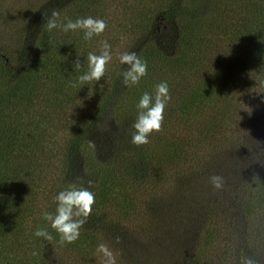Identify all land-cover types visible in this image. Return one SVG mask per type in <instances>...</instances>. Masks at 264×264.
<instances>
[{"label":"trees","instance_id":"trees-1","mask_svg":"<svg viewBox=\"0 0 264 264\" xmlns=\"http://www.w3.org/2000/svg\"><path fill=\"white\" fill-rule=\"evenodd\" d=\"M7 1L0 0V264H103L96 251L102 242L117 264H162L123 244V224L145 216L143 197L171 185L185 164L200 165L205 149L227 140L225 132L237 144L249 114L264 124V0H14L6 9ZM53 11L58 24L91 16L108 28L91 40L82 30L48 31ZM105 40L113 56L105 76L80 85L87 54L99 55ZM125 52L147 61L138 85L122 84ZM77 58L82 67L75 70ZM161 82L172 96L163 131L137 147L131 142L137 105ZM108 115L130 137L101 161L88 137ZM78 159L84 172L75 179ZM260 179L252 201L240 204L243 216L264 209ZM73 184L94 192L96 203L79 240L61 244L43 213L55 215V197ZM222 214L214 209L204 220L209 229L186 264H242L245 257L264 264L258 243L264 225L245 221L252 234L243 239L240 231L236 241L231 231L225 235L231 224ZM38 229L52 241L36 237Z\"/></svg>","mask_w":264,"mask_h":264},{"label":"rangeland","instance_id":"rangeland-1","mask_svg":"<svg viewBox=\"0 0 264 264\" xmlns=\"http://www.w3.org/2000/svg\"><path fill=\"white\" fill-rule=\"evenodd\" d=\"M15 1L24 3L25 0ZM15 1L8 0L6 9H9L11 4L15 6ZM169 49L173 53L177 45L170 46ZM244 74L246 72L243 70L241 75ZM249 105L244 106L243 110H249L252 106L250 101ZM249 116L251 121L245 120L247 125L244 126L245 129L241 128L247 132L242 130L236 134L237 144L231 146V132H225L224 138L227 140L218 144L215 149H205L200 165L185 164L182 172L171 180L167 189L159 191L157 195L146 194L143 197L146 201L143 208L149 206L147 214L142 215V218L135 216L136 218L125 220L123 232L127 238L123 241L124 245L129 243L131 248L137 250V255L154 262L186 264L197 249L200 234L209 229L210 225H204V220L211 218L214 209L220 214L226 212L221 216L225 217L227 224L230 223L231 226L226 227L224 233L228 235L227 232L231 231L236 241L240 231L243 239L245 232L252 234V229L246 228L245 221H248L247 225L250 224V227H263L264 209L259 210V213H252L251 216H243L239 212L240 204L252 201L258 189V179L261 177L260 180H264V124L257 123V113H251ZM129 137V131L120 127L112 115H108L96 130L89 133L88 138L98 159L103 161L112 155L119 143ZM81 165V159H78L75 179L83 177ZM212 175L225 178L224 190L213 189L209 182ZM236 220L240 222L234 227ZM259 238L258 243L262 241L264 244L263 229ZM123 244L121 242L119 246L125 248Z\"/></svg>","mask_w":264,"mask_h":264},{"label":"clouds","instance_id":"clouds-1","mask_svg":"<svg viewBox=\"0 0 264 264\" xmlns=\"http://www.w3.org/2000/svg\"><path fill=\"white\" fill-rule=\"evenodd\" d=\"M51 15L52 18L48 19L45 25L48 31L57 28L62 29L64 32L82 30L85 40H91L94 36L102 35L108 28L105 20L91 16L75 21L69 19L66 24H58L55 17H58L59 13L53 11ZM112 59L111 45L105 40L102 42L99 55L93 52L87 54L89 70L79 76V84L87 85L92 81H100L105 76ZM119 61L122 65L128 66L127 70L121 72L122 84L125 87L138 85L141 79L148 75L147 61L142 60L135 52L120 54ZM73 66L75 70L82 67L79 58ZM171 100L172 96L167 82L157 84L154 95L148 92L142 95L137 105L138 115L132 125V128L135 129L131 134L132 144L137 147L147 145L150 143L149 137L154 132L163 131L165 110ZM209 182L216 191L224 190L226 184L225 178L220 175H212ZM87 184L91 188L94 186L95 181L89 179ZM89 188L77 187L74 184L70 185L55 197L57 203L55 215L47 211L43 213V218L49 221L51 227L59 233L61 244H72L79 240L81 229L91 216L93 206L96 203L95 193L90 191ZM35 236L42 237L47 241L53 239L46 229H38ZM96 251L103 256V264H117L116 255L107 244L100 243ZM242 264H259V262L252 257H245Z\"/></svg>","mask_w":264,"mask_h":264}]
</instances>
